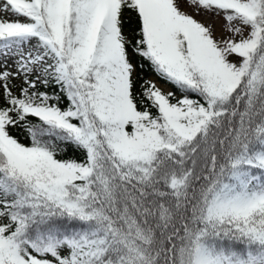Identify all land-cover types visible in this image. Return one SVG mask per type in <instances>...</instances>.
I'll use <instances>...</instances> for the list:
<instances>
[{"label":"snow or ice","instance_id":"1","mask_svg":"<svg viewBox=\"0 0 264 264\" xmlns=\"http://www.w3.org/2000/svg\"><path fill=\"white\" fill-rule=\"evenodd\" d=\"M0 264H264V0H0Z\"/></svg>","mask_w":264,"mask_h":264},{"label":"trees","instance_id":"2","mask_svg":"<svg viewBox=\"0 0 264 264\" xmlns=\"http://www.w3.org/2000/svg\"><path fill=\"white\" fill-rule=\"evenodd\" d=\"M135 27H136V21H135V18L133 16L129 21L126 22L125 30L131 35L132 29H134ZM136 60H137L138 64H143L142 68H138V72H139L141 79H152L157 83V85H158V82H161L162 84L168 85L170 87V90H174V86L166 83L165 81L160 79L158 76H156V74L151 69V66L146 61H143L139 57H137ZM22 132H23V130H20L19 132H17V135H19V138L21 139L22 142L27 143V141L25 140V136L23 134H21ZM69 154H71V153H69Z\"/></svg>","mask_w":264,"mask_h":264},{"label":"rangeland","instance_id":"3","mask_svg":"<svg viewBox=\"0 0 264 264\" xmlns=\"http://www.w3.org/2000/svg\"><path fill=\"white\" fill-rule=\"evenodd\" d=\"M197 19H206L205 17H197ZM216 26L219 27V24L222 23V21H216ZM158 85L164 89V90H170V87L168 85L162 84L161 82H158Z\"/></svg>","mask_w":264,"mask_h":264}]
</instances>
